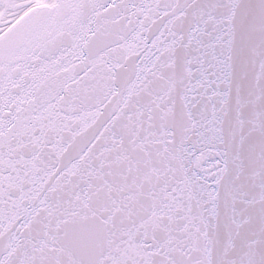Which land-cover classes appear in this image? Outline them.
Here are the masks:
<instances>
[{"label": "snow or ice", "instance_id": "1", "mask_svg": "<svg viewBox=\"0 0 264 264\" xmlns=\"http://www.w3.org/2000/svg\"><path fill=\"white\" fill-rule=\"evenodd\" d=\"M0 264H264V0H0Z\"/></svg>", "mask_w": 264, "mask_h": 264}]
</instances>
